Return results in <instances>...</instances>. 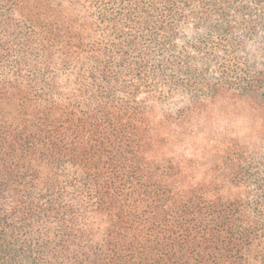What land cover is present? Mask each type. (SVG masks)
<instances>
[{"label": "trees", "instance_id": "obj_1", "mask_svg": "<svg viewBox=\"0 0 264 264\" xmlns=\"http://www.w3.org/2000/svg\"><path fill=\"white\" fill-rule=\"evenodd\" d=\"M0 264H264V0H0Z\"/></svg>", "mask_w": 264, "mask_h": 264}, {"label": "rangeland", "instance_id": "obj_2", "mask_svg": "<svg viewBox=\"0 0 264 264\" xmlns=\"http://www.w3.org/2000/svg\"><path fill=\"white\" fill-rule=\"evenodd\" d=\"M217 110L209 117V125L202 124V117L194 120L196 135L192 138L187 139L185 143L175 148L177 155L183 156L186 159H200L202 154V146L205 143L206 137L212 133L213 135H225L226 130L232 133V136L243 135L248 129V120L244 115L228 116L221 109L220 106L216 107ZM203 129H207L206 132L211 131L209 134L202 132Z\"/></svg>", "mask_w": 264, "mask_h": 264}]
</instances>
